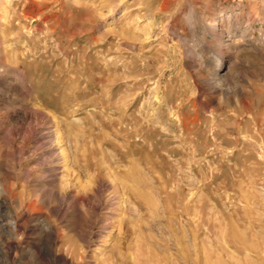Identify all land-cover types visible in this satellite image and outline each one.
I'll return each mask as SVG.
<instances>
[{
    "label": "rangeland",
    "instance_id": "1",
    "mask_svg": "<svg viewBox=\"0 0 264 264\" xmlns=\"http://www.w3.org/2000/svg\"><path fill=\"white\" fill-rule=\"evenodd\" d=\"M0 202V264H264V0H0Z\"/></svg>",
    "mask_w": 264,
    "mask_h": 264
},
{
    "label": "bare ground",
    "instance_id": "2",
    "mask_svg": "<svg viewBox=\"0 0 264 264\" xmlns=\"http://www.w3.org/2000/svg\"><path fill=\"white\" fill-rule=\"evenodd\" d=\"M210 27H211L212 30L210 29ZM216 28H217V26H216L215 24H211V25H209V31L213 32L214 34H215V30H216ZM218 81H219V80H218ZM219 82H220V83L217 84V85H219V86L223 85L225 82H229V77H228V75H227V76H223V77H221ZM65 198H66L65 195H60L59 197H57V199H58L60 205H63V206H64ZM57 208H60V206H58ZM2 209L4 210V205H3L2 202H0V210L2 211ZM28 209H29V208L27 207L26 210H28ZM57 213H58V212H57ZM2 216H3V215H2ZM7 216H8V215H7ZM9 216H10V215H9ZM8 218H9V217H8ZM48 225H49V224H48ZM43 226H46V227H47V223H46V221H43ZM43 226H42V228H43ZM18 227H19V225H18V223H17L14 219H12V222H11V223H8V224H5V223H3L2 221H0V229L3 230L5 233H7L9 236H11V235H12V232H13L15 229H17ZM233 252L236 253V254H238L237 256L243 254L242 250L239 249V248L233 249ZM12 258H13V257H12ZM12 262H13V261H12Z\"/></svg>",
    "mask_w": 264,
    "mask_h": 264
}]
</instances>
